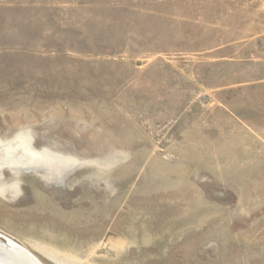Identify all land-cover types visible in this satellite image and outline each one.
<instances>
[{
  "label": "rangeland",
  "instance_id": "1",
  "mask_svg": "<svg viewBox=\"0 0 264 264\" xmlns=\"http://www.w3.org/2000/svg\"><path fill=\"white\" fill-rule=\"evenodd\" d=\"M0 239L264 264V0H0Z\"/></svg>",
  "mask_w": 264,
  "mask_h": 264
},
{
  "label": "bare ground",
  "instance_id": "2",
  "mask_svg": "<svg viewBox=\"0 0 264 264\" xmlns=\"http://www.w3.org/2000/svg\"><path fill=\"white\" fill-rule=\"evenodd\" d=\"M7 241L10 244H7ZM7 241H3V240L0 241V249H3V251H5L6 253L14 254L15 255L14 257L21 259L24 262V264H43L28 249L20 246L16 242L10 241L9 239H7ZM4 256H6V254Z\"/></svg>",
  "mask_w": 264,
  "mask_h": 264
},
{
  "label": "water",
  "instance_id": "3",
  "mask_svg": "<svg viewBox=\"0 0 264 264\" xmlns=\"http://www.w3.org/2000/svg\"><path fill=\"white\" fill-rule=\"evenodd\" d=\"M2 241V239H0ZM7 241V239L3 240ZM7 244H10L7 241ZM18 252V251H17ZM6 254V256H4ZM15 255L12 253H6L3 251V249H0V264H24V262L21 259L15 258Z\"/></svg>",
  "mask_w": 264,
  "mask_h": 264
}]
</instances>
